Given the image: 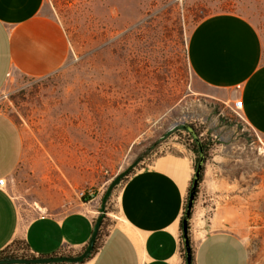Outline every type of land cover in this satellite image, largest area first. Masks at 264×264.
Returning a JSON list of instances; mask_svg holds the SVG:
<instances>
[{"label": "rangeland", "instance_id": "rangeland-1", "mask_svg": "<svg viewBox=\"0 0 264 264\" xmlns=\"http://www.w3.org/2000/svg\"><path fill=\"white\" fill-rule=\"evenodd\" d=\"M45 6L67 37L64 68L41 79L11 75L0 90V112L24 141L7 183L18 211L88 198L98 216L104 210L103 236L125 178L102 198L118 174L145 169L165 153H188L194 171L199 156L185 131L192 127L209 145L202 174L218 168L217 176L235 183L210 195L202 189L199 205L210 217L227 202L226 225L246 242L248 264H264V137L224 95L200 85L186 60L194 25L215 13L248 20L264 55V0H45ZM9 256L32 257L20 241L0 259Z\"/></svg>", "mask_w": 264, "mask_h": 264}, {"label": "crops", "instance_id": "crops-1", "mask_svg": "<svg viewBox=\"0 0 264 264\" xmlns=\"http://www.w3.org/2000/svg\"><path fill=\"white\" fill-rule=\"evenodd\" d=\"M256 28L233 13L212 14L196 23L188 36L186 60L195 80L240 101L241 120L264 137V55ZM69 44L45 0H0V90L11 75L44 78L62 70ZM17 124L0 112V252L20 241L34 258L78 256L88 245L98 210L71 199L63 207L20 213L7 183L18 168L24 141ZM205 169L199 184L210 194L234 188V181ZM188 153H165L131 173L116 199L111 225L97 248L81 264H185L181 221L192 180ZM214 202V197H212ZM196 200L189 219L192 264H248L249 249L228 227L227 202L206 217ZM102 230V228H101ZM99 230V233H101Z\"/></svg>", "mask_w": 264, "mask_h": 264}, {"label": "water", "instance_id": "water-1", "mask_svg": "<svg viewBox=\"0 0 264 264\" xmlns=\"http://www.w3.org/2000/svg\"><path fill=\"white\" fill-rule=\"evenodd\" d=\"M132 167L127 168L125 171L118 174L110 183L107 191H105L104 196L102 198V203L105 202L106 198L108 197L110 191H112L113 188H115L119 183L122 182V180L126 177L128 172H130ZM203 170V157H202V150L199 149V157L198 162L194 169V174L192 175L191 180V186L187 193V200H186V207L185 211L182 216L181 221V236H182V242L184 245V258H185V264H192V248L190 244V238H189V219H190V213H192L195 199H196V193H198L199 183H200V176L202 174ZM103 208L101 211H99L100 216L97 217L95 221L94 230L91 234V237L89 239L88 245L83 252H81L78 256H60V257H44V258H14L10 257L8 259H0V264H61V263H72V264H80L82 261L85 260L86 256L90 254V252L94 249V244L96 240V236L98 233V230H100L102 221H103Z\"/></svg>", "mask_w": 264, "mask_h": 264}, {"label": "trees", "instance_id": "trees-1", "mask_svg": "<svg viewBox=\"0 0 264 264\" xmlns=\"http://www.w3.org/2000/svg\"><path fill=\"white\" fill-rule=\"evenodd\" d=\"M185 131L188 133L187 134V136H189L190 138H191V143H190V149L193 151V153H195V155L196 156H199V149H201L202 150V157H203V162H204V160H206V155L208 154V150H209V145H207L205 142H202V141H200L198 138H197V133L195 132V130L192 128V127H185ZM195 163H197V158L195 159ZM194 168H195V165H194ZM131 173H133V172H128V174L130 175ZM127 174V175H128ZM126 175V177H125V179L129 176H127ZM125 181V180H124ZM200 181H201V176H200ZM190 186H191V183H190ZM190 188V187H189ZM197 194V193H196ZM83 201L84 202H86V201H88V198H84L83 199ZM185 207H186V205H185ZM103 223V222H102ZM103 226L101 225V228H102ZM101 228H100V230H101ZM99 237H100V233H99V230H98V233H97V236H96V240H95V244H94V249L90 252V254L88 255V256H86V258L85 259H87L91 254H93V252L96 250V248H97V241H98V239H99ZM8 248V247H7ZM6 249V248H5ZM5 249L4 250H2L1 252H0V255H2V253L5 251ZM86 249V248H85ZM82 252H83V250H82ZM10 257H12V256H9V257H4V258H2V259H8V258H10ZM33 257V256H32ZM51 257H53V256H51ZM34 258V257H33ZM39 258H42V257H39ZM54 258V257H53ZM81 263H83V261L81 262ZM80 263V264H81ZM61 264H72V263H61Z\"/></svg>", "mask_w": 264, "mask_h": 264}, {"label": "built area", "instance_id": "built-area-1", "mask_svg": "<svg viewBox=\"0 0 264 264\" xmlns=\"http://www.w3.org/2000/svg\"><path fill=\"white\" fill-rule=\"evenodd\" d=\"M232 108L234 109V112H236L237 114L241 111V108H242V104L240 101H233L232 103ZM6 184V181L4 179L0 180V187H4ZM201 198V194L200 193H197L196 194V199H195V202L196 200H200ZM195 204V203H194ZM186 205V204H185ZM62 255H59L58 257H60Z\"/></svg>", "mask_w": 264, "mask_h": 264}]
</instances>
